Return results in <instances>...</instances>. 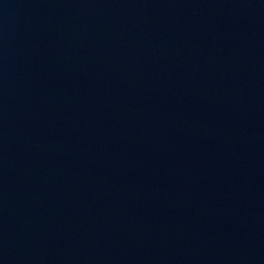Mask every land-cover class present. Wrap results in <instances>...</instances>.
I'll return each instance as SVG.
<instances>
[{"label":"water","instance_id":"obj_1","mask_svg":"<svg viewBox=\"0 0 264 264\" xmlns=\"http://www.w3.org/2000/svg\"><path fill=\"white\" fill-rule=\"evenodd\" d=\"M264 181V0H0V251Z\"/></svg>","mask_w":264,"mask_h":264}]
</instances>
